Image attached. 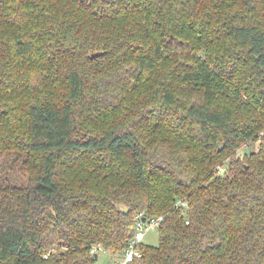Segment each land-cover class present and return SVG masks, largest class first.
I'll return each instance as SVG.
<instances>
[{"label": "trees", "instance_id": "1", "mask_svg": "<svg viewBox=\"0 0 264 264\" xmlns=\"http://www.w3.org/2000/svg\"><path fill=\"white\" fill-rule=\"evenodd\" d=\"M139 211L129 264H264V0H0V264H98Z\"/></svg>", "mask_w": 264, "mask_h": 264}, {"label": "built area", "instance_id": "2", "mask_svg": "<svg viewBox=\"0 0 264 264\" xmlns=\"http://www.w3.org/2000/svg\"><path fill=\"white\" fill-rule=\"evenodd\" d=\"M247 147V143H245L242 148ZM223 166H218L217 170L219 172L223 171ZM136 226L133 231L131 238L126 242L123 251L120 255H117L113 258L112 264H129L136 257L141 255V250L139 248V244L143 241L145 233L149 230L157 226L160 221L163 219V215L146 217L143 215V212H137L135 214ZM95 251L94 248L91 249V252Z\"/></svg>", "mask_w": 264, "mask_h": 264}, {"label": "rangeland", "instance_id": "3", "mask_svg": "<svg viewBox=\"0 0 264 264\" xmlns=\"http://www.w3.org/2000/svg\"><path fill=\"white\" fill-rule=\"evenodd\" d=\"M241 149H239V150H241ZM158 236H159L158 230H157V228L154 227L152 229H149L145 233V237L143 238V241L147 244L155 245L158 243ZM116 256L115 255L113 256V254L110 253L109 251L102 249L99 251L97 263L98 264H112L113 258Z\"/></svg>", "mask_w": 264, "mask_h": 264}, {"label": "water", "instance_id": "4", "mask_svg": "<svg viewBox=\"0 0 264 264\" xmlns=\"http://www.w3.org/2000/svg\"><path fill=\"white\" fill-rule=\"evenodd\" d=\"M155 228H157V226H155Z\"/></svg>", "mask_w": 264, "mask_h": 264}, {"label": "crops", "instance_id": "5", "mask_svg": "<svg viewBox=\"0 0 264 264\" xmlns=\"http://www.w3.org/2000/svg\"><path fill=\"white\" fill-rule=\"evenodd\" d=\"M145 237V236H144Z\"/></svg>", "mask_w": 264, "mask_h": 264}]
</instances>
